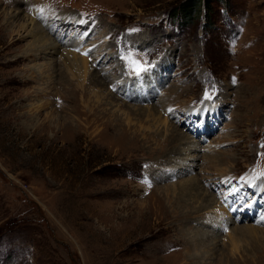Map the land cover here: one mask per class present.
<instances>
[{
	"label": "rangeland",
	"instance_id": "rangeland-1",
	"mask_svg": "<svg viewBox=\"0 0 264 264\" xmlns=\"http://www.w3.org/2000/svg\"><path fill=\"white\" fill-rule=\"evenodd\" d=\"M12 1L0 0L2 24ZM186 1H191V16L182 18L176 8ZM197 1L23 0L20 4L22 15L31 18V10L35 12L38 21H33L59 47V54L50 62L26 58L29 39L6 52L0 36V264H137L146 256L165 257V264H171L179 257V248L170 250L167 243L184 244V231H211L203 217L193 215L184 231L186 225L176 219L161 226L159 219L150 217L143 221L140 235L124 237L117 246L114 234L127 224L102 221L95 213L102 192L108 193L111 209L139 202L153 207L152 199L163 195L166 186L190 177H196L231 218H250L239 225L264 229V0H207L205 8L203 0L195 5ZM80 40L84 52H75L87 60L88 77L93 74L101 80L97 97L92 96L89 80L80 86L63 66L61 53ZM47 63L51 84L41 68ZM30 73L33 82L21 85ZM61 74L66 78L63 83ZM9 77L17 82L6 83ZM48 86L47 92L37 94ZM26 88L30 95H25ZM109 93L116 95L114 102ZM162 98L167 102L160 108L164 126L137 118L136 109L154 107L158 113ZM38 99L44 107L29 113L32 120L22 123L24 111L16 115L13 109ZM88 108L95 113L105 108L121 121L130 120V132L125 134L138 143L118 156L113 151L124 152L122 141L101 151L74 138L75 129L102 127L101 121L92 120L95 115L88 117ZM140 126L149 128L144 132ZM170 129H179L198 147L189 172L179 165L186 160L181 147L169 159ZM143 132L148 138L142 137ZM204 156H215L213 161L219 163L209 164ZM86 170L106 179L107 185L84 187ZM174 171L180 173L169 176ZM160 175L165 178L153 179ZM165 206L170 211L169 204ZM164 226L171 231L160 232ZM229 232L219 233L215 249L203 259L188 262L264 264V248L253 258L250 251L230 255L224 245Z\"/></svg>",
	"mask_w": 264,
	"mask_h": 264
},
{
	"label": "bare ground",
	"instance_id": "bare-ground-1",
	"mask_svg": "<svg viewBox=\"0 0 264 264\" xmlns=\"http://www.w3.org/2000/svg\"><path fill=\"white\" fill-rule=\"evenodd\" d=\"M21 3H24L23 0L12 1L9 4L11 5L9 6L10 9L12 10L10 12H5V15H4L5 20L3 21V24L0 21V36H1V42L3 43L4 51L12 52V50L15 49L14 47L17 46L20 42H22L25 39H29L30 43L28 44V51H27L28 55L26 54L27 55L26 58L31 57L32 59H36V58L42 57V58H48L47 62H50V60L53 59L55 55L59 54V47H57L56 44L53 42V40L42 30L39 24L33 21V19H36V21H38L35 16V12L33 10H31V16H30L31 18H28L25 15H22L23 13L20 10ZM55 23H58V22L55 20ZM62 24H65L64 20L62 21ZM58 26L60 27L61 25L59 24ZM13 35H15L16 38H14ZM81 45H82V42L80 40V41L72 42L71 45H69V47L66 46L68 48V50L66 49L67 52L65 54L61 53V55L64 57L63 66H64L66 73H69L70 77L74 78L75 80L80 81V83H78L80 84V86L82 82H85L84 79L89 80L88 86L93 87V90H94L92 96L97 97V93L95 92V90L96 88H101L100 86L101 80L94 77L95 75L93 74L91 77H88L90 73L88 70L87 60L79 57L77 55L78 53H76L77 51L80 53L84 52L83 49L81 50ZM105 54L107 53H104L103 55ZM99 56L100 55L98 54L95 60H97ZM21 59H25V56L21 57ZM18 60L19 58L13 61H9L8 64H10V62H16ZM50 65L51 64L47 63L45 65H41L42 67L41 66L40 67L44 69L43 70L44 72L42 73H45L46 82L48 83L50 81V84H51L52 80H51V77L48 75V72L51 70ZM52 66H54V64H52ZM35 67L32 66L33 71ZM40 67H37V68H40ZM34 73H37V72H33V74ZM62 74L60 75L59 81L63 83L66 81V78L65 76L63 77ZM28 77L29 79H25L23 82H21V85L25 86V85H28L30 82H33L32 80L33 76L31 75V73L29 74ZM16 82H17L16 78L14 77H9L6 80V83H16ZM110 84L111 86L113 85L114 87L117 86V90L119 89L123 90V88L118 87V83L116 82L114 84L113 82H111ZM49 86L47 89L43 88V89L37 90L36 91L37 94L39 91L41 93V90L42 92L45 90H49ZM24 91H25V95L32 93L30 92L29 88H26ZM123 91L125 92V90ZM172 92H174L173 89L170 90L169 94H171ZM45 96H47V94H45ZM127 96L131 98V95L129 94H127ZM109 97H110V101L114 102L116 95L114 96L111 93H109ZM99 98L100 97H98L97 99ZM162 99L160 102L158 101L160 105L157 106L160 112L162 111L160 108L163 106V104L164 105L165 103L167 104V102H165V99L163 100ZM25 101H28L27 96H26ZM38 101L30 102L27 105H24L22 102L16 108L13 109V112H16V115H19V112L23 110L24 113L20 112L21 114L20 117L24 118L23 121L21 120L22 123H26L30 121V119L32 120V117L29 115V113L38 111L39 109L44 107V102L41 101L40 99H38ZM165 106L167 107V105ZM47 107H49V105ZM166 107L164 108L166 109ZM91 110L92 109H89V108L87 110V113L89 115L88 117H92L91 114L95 115L96 117L94 116L95 118L94 119L92 118V120L96 123L101 121L102 127L98 130H97L98 127L91 130L90 126L84 129H81L79 131H76L78 129H75V130L73 129L74 131L72 130L73 131L72 133H73L74 138H79L82 141L86 142L87 146L90 147L91 149L97 148V149H100L101 151L104 149H107V151H110L113 148L118 147L117 143H120V141H122L124 152L120 150L113 151L115 155H118V156L124 154L125 151H131L133 146L138 143L137 142L138 140H136L135 138L131 139L127 137L125 134V132H128V131L130 132V124H131L130 120H126L125 122L121 121L120 119L116 117L114 112L109 111L105 108H102L99 113L96 112L97 115L93 110H92L93 111L92 113ZM136 110L138 111L137 118H140L141 121H143L144 118L146 119L150 118L149 121H152L156 127H159L160 125L164 126L166 124L165 119H162L163 112L160 113L162 115L161 117V115L159 114V111L157 110L158 113H156V111L154 110V107H146L143 109H136ZM160 118L163 121H161ZM64 121L61 122L60 124L64 125L65 123ZM139 128L145 132L149 127L140 126ZM178 130L172 131L170 129V132H169L168 139L170 141V144H169L170 147L168 151L169 153H171V156H169V159L171 160L172 156L175 155V153L178 151V148L181 147L182 152H185L186 160H181L179 165L180 164L184 165L180 168H182L184 172H189L192 170V167L195 166L194 162L198 158V154H196L198 152V147L195 145V142L192 139H188L186 135H183L182 132L179 133ZM144 132L142 134H144ZM142 137L148 138L145 134L142 135ZM146 140H149V139H146ZM146 140H144V142ZM166 142L167 140L162 145L166 144ZM204 157L209 162V164L212 162L213 165L215 166L217 165V163H219V161L218 162L213 161L214 159L216 160L215 156H209V157L204 156ZM170 160L168 162H170ZM102 170H103V167L100 168V171ZM179 173L180 171H174V172H171L169 176H175V174H179ZM92 174H93V171L90 172V170H86L85 176H83V179H82V185L84 187L85 186L89 187V185L94 186L95 183H97L98 185H103L101 187H104L105 185H107L108 182L106 179L104 178L98 179ZM150 175L153 176L154 173L149 171V176ZM155 178L162 180L163 178H165V176L160 175V177H156V176L153 177V179ZM207 192L208 191L203 186L200 185V181H198L196 177H190L189 179L187 178L186 180H183L182 182H178L176 185H170L168 187L166 186V189H164L163 195L157 196L152 199L151 202L153 203V207L151 206L147 207L146 203L144 205L143 202H139V203L133 204L134 206L136 205L135 207H133L132 205H127L126 207L117 208V210L111 209V207H108L111 205L107 201L108 193L106 194L102 192L100 194L101 197L99 196L100 197L99 210L96 211L95 217L98 219H102V221L104 220L113 221L114 220L116 222L117 220H119L120 222L121 220H123L127 224V226L120 227L118 231H116V233L114 234V240L117 246L121 245L124 237L127 238L128 236V239H129L130 237L132 238L136 235L137 236L140 235L143 221L145 219H149L150 217L154 216L156 219H159L161 221V226L164 225V222L166 220L171 221L172 219L173 220L176 219L179 225H186L182 227L183 231L189 227L187 226V223H188V220H190L193 217V215L203 217L204 224H206L207 226H210L211 231L205 230L206 232H204L202 230L203 233H200L201 230H199V232L197 230L196 231L190 230L189 232L184 231V234L186 235L184 244L180 245L177 241L176 243H173V242L167 243V248L170 250L172 248H177V249L179 248L178 250L179 257L175 259V262L171 264H190L188 261H191V263L192 262L196 263L197 261H199V259H203L204 254H207L208 252H211L213 251V249H215L217 240L219 238L218 236L220 235L219 233L224 229L225 230L230 229V232L227 235V242L224 243V245L227 246L226 248L228 249V253L230 255H234L236 254V252L238 253V252L250 251L252 252V258H253L254 256H257L256 254H258L260 251L263 252L264 246L262 244L264 243V229L260 227L261 225H255V224L239 225V223H242V222H246V223L249 222L250 218L248 217H244V219L243 218L234 219V217L231 218V215H229V211L226 212L225 210H223L221 205L218 204V202L212 197V195H210ZM110 195L112 197H115L116 194L110 193ZM165 204L167 205L169 204L170 211L167 209ZM226 209H227V206H226ZM123 211H125L126 214L122 215ZM239 219H240V222H238ZM185 220L187 222H184ZM200 224H203V223L200 222ZM256 224H261V222H257ZM113 228L114 227H112V230ZM122 229H128V231L126 230L122 231ZM166 231L170 232L171 227L170 226L166 228L165 226L161 227L160 232L165 234ZM204 233L209 234L207 238L208 239L207 243L204 241L205 239L203 237ZM189 245H190V248H189ZM180 246H184V247L180 248ZM254 250L256 253H254ZM143 261L144 262H138L137 264H165V257H154L151 260H148V256H146L145 259H143Z\"/></svg>",
	"mask_w": 264,
	"mask_h": 264
},
{
	"label": "trees",
	"instance_id": "trees-1",
	"mask_svg": "<svg viewBox=\"0 0 264 264\" xmlns=\"http://www.w3.org/2000/svg\"><path fill=\"white\" fill-rule=\"evenodd\" d=\"M206 2L207 0H203L202 2L203 8H205ZM199 3H200V0H198L197 3L195 2V5H198ZM190 4H191V1L190 2L186 1V2L181 3L176 8L177 15L182 18H189L191 16V9H192V6Z\"/></svg>",
	"mask_w": 264,
	"mask_h": 264
},
{
	"label": "snow or ice",
	"instance_id": "snow-or-ice-1",
	"mask_svg": "<svg viewBox=\"0 0 264 264\" xmlns=\"http://www.w3.org/2000/svg\"><path fill=\"white\" fill-rule=\"evenodd\" d=\"M206 98H210V97H208L207 94H206Z\"/></svg>",
	"mask_w": 264,
	"mask_h": 264
}]
</instances>
